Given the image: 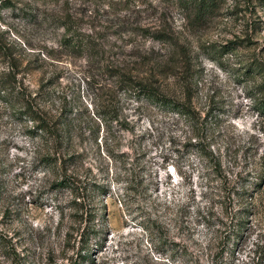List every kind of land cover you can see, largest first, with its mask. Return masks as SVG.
Masks as SVG:
<instances>
[{
	"label": "rangeland",
	"instance_id": "obj_1",
	"mask_svg": "<svg viewBox=\"0 0 264 264\" xmlns=\"http://www.w3.org/2000/svg\"><path fill=\"white\" fill-rule=\"evenodd\" d=\"M201 1L0 0V264H264V0ZM119 73L208 119L228 213L184 118Z\"/></svg>",
	"mask_w": 264,
	"mask_h": 264
},
{
	"label": "trees",
	"instance_id": "obj_2",
	"mask_svg": "<svg viewBox=\"0 0 264 264\" xmlns=\"http://www.w3.org/2000/svg\"><path fill=\"white\" fill-rule=\"evenodd\" d=\"M209 2L206 4L204 0L199 4V11L206 10L208 8ZM159 39L168 40L164 37V35H159ZM152 81H148L143 77H139V75H134L131 73L118 74V84L122 90L131 92L132 96L138 101H144L150 104L153 107H156L164 112H172L177 114L178 116L184 118V123L188 128L190 146L194 148L200 156L202 157H211L214 169L212 174L215 177H220V183H218L217 193L216 195L219 197L220 203L222 204V209L224 208V212L228 213V207L233 203L232 193L234 191L236 194L242 195V193L234 188V181L228 179V176L225 174L224 176H219L224 171L223 163H222V149L218 147V149L212 148V143L208 140V136L206 135L207 123L208 119L202 118L200 112L196 110L195 106L188 100H178L171 96H168L158 88L155 87ZM8 81H4L0 83V92L4 90V94H7V85ZM260 105L264 108V99H260ZM34 111H32V114ZM33 119L37 122H40L38 128L45 132H51L54 135V141L56 147H60L62 144H67L71 147L72 137L65 136L62 131L57 127V124H51L49 121L42 119L40 116L32 115ZM226 153H228L226 151ZM54 157H48V159L53 160V162L59 159V155L57 150L53 153ZM75 156L72 153L68 160H72ZM164 160H167V157H163ZM177 169V165H174ZM72 177L71 175H66L61 180L57 181L56 185L58 187H76L74 178L70 179L68 177ZM75 190V189H74ZM264 201V200H263ZM263 209L264 205L262 203ZM244 227L243 224H241Z\"/></svg>",
	"mask_w": 264,
	"mask_h": 264
}]
</instances>
